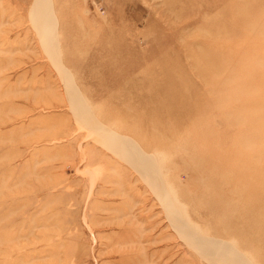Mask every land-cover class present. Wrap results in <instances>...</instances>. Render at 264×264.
<instances>
[{"label":"rangeland","instance_id":"obj_1","mask_svg":"<svg viewBox=\"0 0 264 264\" xmlns=\"http://www.w3.org/2000/svg\"><path fill=\"white\" fill-rule=\"evenodd\" d=\"M168 202L264 264V0H0V264H218Z\"/></svg>","mask_w":264,"mask_h":264},{"label":"bare ground","instance_id":"obj_2","mask_svg":"<svg viewBox=\"0 0 264 264\" xmlns=\"http://www.w3.org/2000/svg\"><path fill=\"white\" fill-rule=\"evenodd\" d=\"M51 14V13H50ZM52 33L53 35L54 34V30L52 29ZM203 57V56H202ZM205 58V56H204ZM203 58V59H204ZM201 64V63H200ZM207 64V62H206ZM214 63H213V68H214ZM204 67H206V65H203ZM219 66V65H218ZM217 66V67H218ZM203 67V68H204ZM211 67V66H210ZM208 70V68H207ZM96 128L97 131L103 133L100 129V127H97L96 125H94ZM113 134H110V135H106L105 138H107V140L110 142V143H113L114 146H115V149H116V152L117 154L119 155H122V156H125L128 161L133 164L135 167L138 168V170L146 176L147 179H158L157 175H156V171L154 168L152 167H149V166H145L143 164V161H149V159H147V156L145 154V152L143 150H141L140 148L137 149L136 145L135 144H132L130 141L127 140L128 137L126 136H123V135H119L118 133H115V132H112ZM103 135V134H101ZM125 158V159H126ZM158 181V180H157ZM158 183V182H157ZM157 185V184H156ZM159 185V184H158ZM157 185V186H158ZM165 201V200H164ZM167 204L170 205V202H168ZM172 206L174 205H170L169 206V210L171 211V213L173 214V218L174 220L176 221L177 223V226H179V224L181 225V228L180 227H176L177 228H180L181 231H183V234L181 233V236H186V239H188L189 241V244L192 245V243L190 242H196V244L203 248L205 251L207 250H211V253L213 255H215V259H216V262H218V264H253L251 263V261L248 260V258L242 254L241 252H239L236 248H234L233 246H231L229 243H225V241H219V240H207V237L204 238L205 239H197V237L193 236V232L191 233V231L189 230L188 227H186L185 229H183V224L181 223V220L178 218L177 214L174 212ZM175 207V206H174ZM180 217V216H179ZM183 219V218H181ZM171 220V219H170ZM173 221V220H172ZM184 221V220H182ZM173 224V223H172ZM175 225V224H174ZM188 226V225H187ZM192 229V228H191ZM194 230V229H193ZM195 231V230H194ZM196 234V233H195ZM199 235V234H198ZM200 236V235H199ZM202 237V238H203ZM212 238V237H211ZM214 238V237H213ZM209 239V237H208ZM217 239V238H216ZM222 240V239H221ZM229 242V241H228ZM198 249V248H197ZM200 251V250H199ZM202 252V250H201ZM204 253V251H203ZM210 253V254H211ZM202 254V253H201ZM208 254L209 256V253H206ZM204 256V255H203ZM206 256V255H205ZM204 256V257H205ZM212 256V255H211ZM210 256V257H211ZM215 264V263H214Z\"/></svg>","mask_w":264,"mask_h":264}]
</instances>
